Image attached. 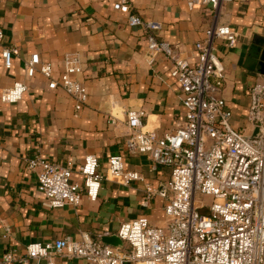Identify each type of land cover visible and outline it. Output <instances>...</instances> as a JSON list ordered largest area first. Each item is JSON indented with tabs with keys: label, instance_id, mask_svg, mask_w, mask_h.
Masks as SVG:
<instances>
[{
	"label": "crops",
	"instance_id": "crops-1",
	"mask_svg": "<svg viewBox=\"0 0 264 264\" xmlns=\"http://www.w3.org/2000/svg\"><path fill=\"white\" fill-rule=\"evenodd\" d=\"M120 1L0 0V94L14 82L27 85L19 101L0 100V258L31 242L65 236L80 240L87 234L105 243L103 238L117 235L121 223L142 216L153 225L163 224L165 199L154 196L145 206L141 200L146 184L160 187L169 180L170 168L151 171L148 153H125L130 133L127 110H144V124L159 133L171 130L184 117L170 62L161 54L149 61L151 35L178 43L182 55L193 58L195 42L212 23L235 30L233 46L223 39L214 44L225 68L223 97L231 110V124L250 132L248 91L258 75H264V45L259 44L264 38V0L224 2L217 14L201 7L189 10L185 0H127L130 11L124 13L113 7ZM131 13L158 22L160 28L151 32L144 26H129ZM11 46L18 48V54L7 68L1 50ZM35 52L56 72L66 53L79 54L83 70L76 77L89 92L80 110L63 90L47 88L42 74L27 76L26 62ZM118 153L123 154L124 167L138 171L142 179L129 185L103 180L97 199L89 200L83 189L78 206L49 207L37 189L38 169L26 166L34 155L61 164L72 161V179L82 184L77 167L86 155L95 154L104 173L109 157ZM54 262L90 264L60 255Z\"/></svg>",
	"mask_w": 264,
	"mask_h": 264
},
{
	"label": "built area",
	"instance_id": "built-area-1",
	"mask_svg": "<svg viewBox=\"0 0 264 264\" xmlns=\"http://www.w3.org/2000/svg\"><path fill=\"white\" fill-rule=\"evenodd\" d=\"M228 1L185 0V4L189 10L201 7L217 14ZM113 7L130 11L127 0ZM127 24L151 32L160 28L158 22L136 13L128 15ZM216 39L233 46L237 33L215 21L195 42L193 58L183 56L178 43L151 35L149 61L161 54L170 62L184 117L171 130L159 133L144 124V110L126 111L130 133L125 153H148L151 171L170 168L169 180L160 187L146 184L141 200L145 206L154 196L165 199L163 224L153 225L144 216L121 223L117 235L128 248L93 240L87 234L80 240L65 236L31 242L22 251L11 249L0 258V264H55L59 255L83 258L90 264H264V75L259 74L249 88L246 122L250 132H245L231 124V110L223 97L225 68L215 50ZM17 54L15 46L2 48L5 67L11 66ZM82 70L77 52L63 56L59 72L51 62H42L37 52L26 62L27 76L42 74L47 88L61 89L73 99L75 110L89 98L87 87L76 77ZM26 90L25 83L14 82L2 89L0 100L17 102ZM26 166L38 169L37 189L52 208L78 206L83 189L95 201L103 180L129 185L142 179L138 171L124 167L121 153L109 157L104 173L99 171L96 155H86L77 167L82 184L72 179V161L61 164L34 155L27 158ZM198 194L209 201L199 200Z\"/></svg>",
	"mask_w": 264,
	"mask_h": 264
},
{
	"label": "water",
	"instance_id": "water-1",
	"mask_svg": "<svg viewBox=\"0 0 264 264\" xmlns=\"http://www.w3.org/2000/svg\"><path fill=\"white\" fill-rule=\"evenodd\" d=\"M263 39V43H261V40ZM257 40V39H256ZM260 41V42H259ZM259 44L261 45H264V38H260L259 40ZM103 241L105 243H108L110 245H113V246H122L123 245V242L122 240L117 236V235H109V236H105L103 238Z\"/></svg>",
	"mask_w": 264,
	"mask_h": 264
},
{
	"label": "rangeland",
	"instance_id": "rangeland-1",
	"mask_svg": "<svg viewBox=\"0 0 264 264\" xmlns=\"http://www.w3.org/2000/svg\"><path fill=\"white\" fill-rule=\"evenodd\" d=\"M198 199H199V200H202V201H205V202H208V201H209L208 198L205 197V196L202 195V194H198ZM202 211L206 212V209H205V210H202Z\"/></svg>",
	"mask_w": 264,
	"mask_h": 264
}]
</instances>
